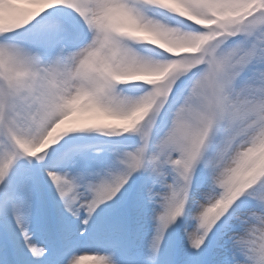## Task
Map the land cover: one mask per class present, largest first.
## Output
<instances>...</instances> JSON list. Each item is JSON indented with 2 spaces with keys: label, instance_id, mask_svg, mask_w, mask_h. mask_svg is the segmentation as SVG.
Here are the masks:
<instances>
[{
  "label": "snow or ice",
  "instance_id": "obj_1",
  "mask_svg": "<svg viewBox=\"0 0 264 264\" xmlns=\"http://www.w3.org/2000/svg\"><path fill=\"white\" fill-rule=\"evenodd\" d=\"M0 264H264V0H0Z\"/></svg>",
  "mask_w": 264,
  "mask_h": 264
}]
</instances>
